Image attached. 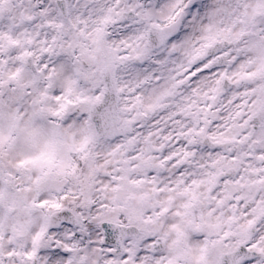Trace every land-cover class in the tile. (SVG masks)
I'll return each instance as SVG.
<instances>
[{
	"label": "clouds",
	"instance_id": "obj_1",
	"mask_svg": "<svg viewBox=\"0 0 264 264\" xmlns=\"http://www.w3.org/2000/svg\"><path fill=\"white\" fill-rule=\"evenodd\" d=\"M0 264H264V0H0Z\"/></svg>",
	"mask_w": 264,
	"mask_h": 264
}]
</instances>
